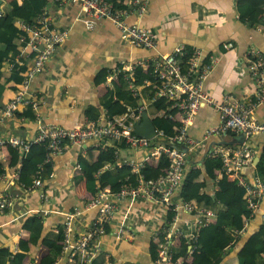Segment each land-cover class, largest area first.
I'll list each match as a JSON object with an SVG mask.
<instances>
[{"label":"crops","instance_id":"1","mask_svg":"<svg viewBox=\"0 0 264 264\" xmlns=\"http://www.w3.org/2000/svg\"><path fill=\"white\" fill-rule=\"evenodd\" d=\"M11 1L3 0L1 9L7 3L10 10ZM141 1L146 4L147 13L132 15L127 22L150 30L158 41L155 49L133 46L122 39L120 30L108 20H93L84 16L74 5L61 8L49 0L44 10L55 29L67 30V41L56 50L45 70L30 81L27 97L34 98L35 106L23 105L6 118L0 128V136L8 140L18 138L32 141L37 137L39 128L45 125L73 128L92 121L105 124L107 120L119 117L126 105L123 104L122 112L106 108V96L111 92L116 96L117 90L124 86L138 99V105L146 107L150 119L159 128L158 121L166 117L169 104L163 102L157 108L150 106L143 92L151 84L147 80L137 86L139 95L135 96L121 69L123 65L135 66L140 62H150L152 58L166 56L179 47L186 49V56L180 58L182 66L181 61L191 51H199L206 62L211 57L215 58L216 63L204 81L203 89L217 103L226 95H233L242 101L256 95V82L248 69L247 53L254 48L264 53V33L241 18L239 0ZM5 11L1 10L2 13ZM258 12L264 17V9ZM19 50L16 64L30 66L32 61L28 59L27 47ZM11 64L13 62L7 61L2 66L3 84L12 72L14 65L11 68ZM149 69L145 68V71ZM117 72H120L118 83L115 81V89L110 90L109 77ZM21 85L7 83L0 103L5 105L14 99ZM254 115L259 123L264 124V101L257 106ZM220 123L221 113L215 105H205L195 116L189 130L190 137L197 145L189 150L187 170L191 167L200 172L197 181L204 184L203 192L211 196H215L217 184L231 189L238 181L235 176L224 174L221 170L218 179L214 180L206 171L205 161L209 156L214 157L216 150L240 146L235 141L240 134L208 135ZM158 142L165 143L162 140ZM247 143L256 150V156L241 174L254 183L259 180L256 177V163L264 160V134H255ZM157 145V142L153 146L151 144L147 150L119 148L113 142L100 143L96 140L70 145L62 155L52 158L51 171L46 173L45 179L37 178L43 183L40 188L35 187L37 179L31 186L21 182L22 174L27 172L22 152L10 147L0 148V167L3 169L0 196L10 191L18 195L11 209L0 215V249L9 248L19 253L21 248L29 247L24 264H39L51 251L59 253L60 242L55 238L57 234L67 231L70 238H77L99 219L97 209L89 205L93 195L86 180L82 179L84 170L80 159L96 164L99 167L96 177L99 178L101 172L108 168L125 169L128 163H144L152 154V147ZM185 179L186 175L172 198L173 203L181 202ZM263 211L264 196L245 230L227 248L229 254L220 264H237L236 257L248 236L258 232L263 224ZM71 215L75 216L70 220ZM32 216L40 219L34 231L39 237L37 245L30 243V233L24 229L27 219ZM168 217L169 208L159 202L119 200L118 214L101 236V252L112 259V264H154L152 236L170 226L171 230L182 233L183 237L177 244H189L187 256L178 259L176 264H191L195 257H203L193 244L200 230L197 217L183 207L176 212L170 224ZM121 230H126L124 236L120 235ZM195 252L197 254L192 256ZM59 256L56 264H76L69 260L67 253H59Z\"/></svg>","mask_w":264,"mask_h":264},{"label":"built area","instance_id":"2","mask_svg":"<svg viewBox=\"0 0 264 264\" xmlns=\"http://www.w3.org/2000/svg\"><path fill=\"white\" fill-rule=\"evenodd\" d=\"M55 5L65 8L74 5L80 12L93 20H108L121 32V37L135 47L155 49L157 47L156 36L139 24H129L127 19L132 15L142 16L147 13V6L141 0H52ZM19 7L24 0H16ZM2 12L0 11V17ZM22 31L21 41L29 50L28 59L32 61L29 72L24 79L21 90L14 99L5 105L0 103V128L5 119L15 114L23 105H34L32 96L27 97L29 84L32 78L45 70L49 60L56 50L63 46L68 38L67 30L55 29L49 21L47 11L42 12L39 20L34 24L24 21L17 22ZM264 33V24L258 27ZM186 56L184 47L177 48L166 56L152 58L150 62L138 63L135 66L123 65V77L135 95H139V89L135 85L134 72L136 68L152 69L151 74L155 81L160 83L155 100L168 103L172 113L165 118L176 125L174 133L167 136L163 130L156 128V137L151 140L139 137L135 132V126L142 120L147 111L144 105H125V109L119 117L107 120L105 124L99 121L76 125L73 128H65L61 125H45L39 128L37 137L32 141L22 139H4L0 136V148L10 147L27 153L32 146L42 145L46 148L45 163H51L52 158L62 155L73 144H81L85 141L96 140L102 142H124L127 148L135 150H147L152 147V154L142 164L128 163L129 168L136 174V184H122L116 188L100 189L95 198L90 202V207L98 211L99 219L84 230L77 238H70L68 232L64 233L61 242V253H67L69 260L74 262L76 255L81 256L82 262L90 264L101 252L100 239L119 211V200H152L164 204L177 212L181 207L197 217L199 227L214 224L215 214L200 209L193 202L186 203L181 199L180 203H173L172 198L180 188L181 180L188 171V153L197 142L190 137L189 130L199 110L205 105H215L221 113V123L211 129L208 135L218 134H244L250 139L255 134H264V124L255 118L257 106L264 101V53L254 48L247 53L248 69L256 82V95L242 101L233 95H226L220 103L204 91V81L212 72L216 63L211 57L208 62L202 60L201 53L194 51L188 61L187 69L180 63V58ZM206 62V63H205ZM13 64H11L12 68ZM119 73L109 77L108 87L114 90L119 79ZM118 83V82H117ZM160 138L165 143L158 142ZM214 157L222 160L221 172L233 175L239 184L246 190V198L249 208L254 214L259 208V202L264 196V183L260 180L250 182L242 176L243 169L254 162L256 150L247 142L242 146L225 147L216 150ZM165 156L169 161V169L166 175L157 179H146L142 170L150 164H154ZM35 187H43L41 179H37ZM18 195L14 192H5L0 196V215L5 214ZM80 214V213H78ZM75 215L70 216V220ZM264 222V211L262 213ZM249 222V221H248ZM126 230H121L124 236ZM182 233L171 230L169 226L162 231L155 232L152 236L153 244H156L154 264H176L175 245L182 238ZM197 237L193 244L195 245Z\"/></svg>","mask_w":264,"mask_h":264},{"label":"trees","instance_id":"3","mask_svg":"<svg viewBox=\"0 0 264 264\" xmlns=\"http://www.w3.org/2000/svg\"><path fill=\"white\" fill-rule=\"evenodd\" d=\"M48 5L49 0H24L23 6L19 7L16 0H12L9 5L10 10L2 13L0 17V96L4 93L7 83L22 84L29 72V66H26V64L18 65L15 61L17 55L20 54L19 49H23L25 46V43L21 41L22 31L18 28L17 22L20 20L27 24L36 23ZM238 5L240 16L245 22L253 27L264 24V17L258 12L260 9H264V0H239ZM191 53L192 51L188 53V57L184 61H181L185 69H187V61ZM7 61L13 62L14 67L6 83L3 84L1 81L4 74L1 69ZM151 71L152 69L145 71V68L138 67L134 72V79L136 86L143 85L146 80L151 82L143 92L147 95L150 106L157 108L163 101L155 100L160 83L155 81ZM137 100L130 94L129 89L124 86L122 89L117 90L116 96L113 92L106 96L107 103L105 107L115 108L122 112L123 104L136 107L138 106ZM169 111L171 110L166 111L165 116L173 112ZM29 113L31 115V112ZM158 123V127L167 136L174 133L177 125L167 118H161ZM113 144L119 148L126 147L124 142L114 141ZM45 154L46 148L42 145L32 146L29 152L21 153L27 171L21 176L22 183L31 186L37 178L45 179L46 173L51 171L50 163H45ZM80 163L84 170L82 179L86 180L93 198L97 196L100 189L116 188L128 183L136 184V174L127 167L125 169L108 168L106 171L101 172L99 178H97L99 167L96 164L84 158L80 159ZM169 166L168 158L161 156L158 164L147 165L142 170V174L146 179H157L167 174ZM205 166L208 175L217 180L219 171L222 169V160L219 157L209 156L205 161ZM256 167V177L264 183V160L261 159ZM2 173L3 169L0 167V175ZM185 175L186 179L181 193L182 200L186 203L195 202L200 209L210 211L216 216L214 224L200 227L195 246L198 253L203 254V257H195L191 264H220L229 254L227 248L235 242L237 235L245 230L248 221H251L253 213L248 205L246 190L238 181L231 189L224 187L222 184H217L218 190L215 196H211L203 192L204 184L197 181L200 175L199 171L190 167ZM97 186H100V188L97 189ZM175 216L176 212L170 209L169 224L173 222ZM39 222L40 219L37 216H32L27 219L24 226V229L30 233V243L33 245L38 243L39 237L36 236L34 231ZM48 237L53 236L48 235ZM55 238L60 242L58 252L61 255V242L64 239V233L57 234ZM157 248L156 244L152 247L153 258ZM188 248V243L176 244L174 249L175 260L185 258L188 254ZM28 251L29 247L21 248L19 253H14L9 248L0 249V264H24ZM59 253L51 251L39 264H56L60 258ZM196 254L197 252L191 255L195 256ZM75 259L76 264H86L82 262L79 255H76ZM236 260L237 264H264V222L260 230L253 234L245 244ZM112 262V259L108 258L105 252H100L90 264H112Z\"/></svg>","mask_w":264,"mask_h":264},{"label":"water","instance_id":"4","mask_svg":"<svg viewBox=\"0 0 264 264\" xmlns=\"http://www.w3.org/2000/svg\"><path fill=\"white\" fill-rule=\"evenodd\" d=\"M2 4H3V0H0V11H1ZM156 131L157 130H156L155 124L150 119L148 113L145 112L143 114V116H142V120L138 121L137 124H136V126H135V132H136V134L139 137L153 140L156 137V134H157ZM158 140L165 141V139H163V138H160ZM235 141L239 142L240 143V146H242L244 143L247 142V139H246V136L244 134H240V136H238ZM257 163H256V165H257ZM252 235L248 236V239L245 241V243L248 242V240L251 238Z\"/></svg>","mask_w":264,"mask_h":264},{"label":"rangeland","instance_id":"5","mask_svg":"<svg viewBox=\"0 0 264 264\" xmlns=\"http://www.w3.org/2000/svg\"><path fill=\"white\" fill-rule=\"evenodd\" d=\"M5 1H7V0H5ZM7 7H8V5H7V3H5L4 6H3V8H2L1 10H2V11L8 10ZM6 8H7V9H6Z\"/></svg>","mask_w":264,"mask_h":264}]
</instances>
